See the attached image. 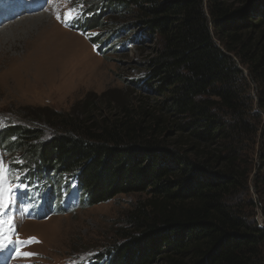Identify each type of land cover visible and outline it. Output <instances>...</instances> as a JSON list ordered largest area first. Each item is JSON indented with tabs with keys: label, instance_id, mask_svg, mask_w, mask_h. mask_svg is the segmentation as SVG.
Here are the masks:
<instances>
[{
	"label": "trees",
	"instance_id": "1",
	"mask_svg": "<svg viewBox=\"0 0 264 264\" xmlns=\"http://www.w3.org/2000/svg\"><path fill=\"white\" fill-rule=\"evenodd\" d=\"M96 7L84 29H105L106 15L113 25L96 36L107 38L101 51L111 40L141 47L155 38L140 93L69 112L38 107L26 124L0 129V148L29 178H76L88 206L139 196L107 264H264V225L250 210L254 189L264 219V0ZM249 143H258L254 167Z\"/></svg>",
	"mask_w": 264,
	"mask_h": 264
},
{
	"label": "rangeland",
	"instance_id": "2",
	"mask_svg": "<svg viewBox=\"0 0 264 264\" xmlns=\"http://www.w3.org/2000/svg\"><path fill=\"white\" fill-rule=\"evenodd\" d=\"M16 1L0 0V5ZM99 1L46 0L40 12L50 16V22L41 39L37 32L19 40L7 34L14 29L18 32L26 17L37 13L22 15L12 24H5L4 31H0V129L8 123L26 124L28 119L23 116L28 117L38 107L69 112L74 107L81 109L85 100L104 101L113 95L133 98L140 93L135 82L141 84L146 75L142 61L155 52V38L141 47L131 43V37L111 40L101 51L100 45L107 38L97 41L96 36L101 31L110 32L113 25L106 20L109 16H105V29H84L98 11V6L93 7ZM68 12L74 18L68 19ZM33 41L39 42L33 47ZM35 48L43 49L40 53L35 50L34 54L31 51ZM253 88L255 94V84ZM103 104L99 113H109ZM249 145L244 155L255 166L258 143ZM16 157L0 148V159L11 173L6 187L15 189L16 197L15 203L0 213V225L7 236L0 242V264H107L106 249L110 243L120 241L122 228L126 229V213L139 196L123 194L88 206L74 177H68L64 184H51L46 178L37 177L36 185L20 187L16 182L28 180V168L14 167L23 163ZM251 193L258 206L249 209L264 225L257 193L254 189Z\"/></svg>",
	"mask_w": 264,
	"mask_h": 264
},
{
	"label": "bare ground",
	"instance_id": "3",
	"mask_svg": "<svg viewBox=\"0 0 264 264\" xmlns=\"http://www.w3.org/2000/svg\"><path fill=\"white\" fill-rule=\"evenodd\" d=\"M45 6H46V0H39V1L38 0H26V1L25 0H18L13 4H1L0 5V31L1 30L4 31L3 29L5 28L4 27L5 24H12L14 19L21 17L22 15L37 13V15L34 14L33 16L26 17L27 18L26 22L20 28V30H18V32H17V30L14 29L13 31L12 30L10 31L12 33L7 32V34L9 36L13 35L14 38L16 37L19 40V39L26 37V36H33L37 32V33H39L37 35H40L39 39H41L42 36L44 34H46V28H47V26H49V22H50V16H45L44 14H41V12H42L41 10H43ZM21 20H23V19H21ZM21 20H18V21H21ZM18 21H16V23ZM16 25H18V24H16ZM13 27H14V25H13ZM15 32H17L16 34L18 36H15L16 35ZM1 37H2V35H1ZM6 41H7V39H6ZM38 42H36V44ZM32 44L34 47L35 41H33ZM36 44H35V46H36ZM41 47H44V45ZM46 48H47V46L44 49L43 48H41V49H43L46 52V50H47ZM41 49L37 50L35 48L34 51H31V52L36 54L35 53V50H36V52L40 53L42 51Z\"/></svg>",
	"mask_w": 264,
	"mask_h": 264
},
{
	"label": "snow or ice",
	"instance_id": "4",
	"mask_svg": "<svg viewBox=\"0 0 264 264\" xmlns=\"http://www.w3.org/2000/svg\"><path fill=\"white\" fill-rule=\"evenodd\" d=\"M68 19L74 18L71 12L66 13ZM57 19H60L58 16ZM11 175L10 170L6 168L5 163L0 159V213H3L8 207L15 203L16 197L14 195L15 189L10 185L6 187L8 182V176ZM20 187H24L21 185ZM11 230V225L9 226ZM7 236L3 230V226L0 225V242L6 240ZM34 239V238H33ZM25 255L31 256L32 253H26Z\"/></svg>",
	"mask_w": 264,
	"mask_h": 264
}]
</instances>
